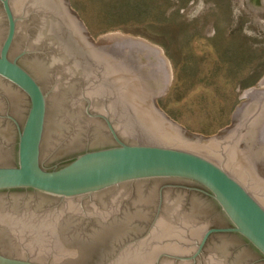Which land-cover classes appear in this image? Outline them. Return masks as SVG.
<instances>
[{"label": "water", "instance_id": "water-1", "mask_svg": "<svg viewBox=\"0 0 264 264\" xmlns=\"http://www.w3.org/2000/svg\"><path fill=\"white\" fill-rule=\"evenodd\" d=\"M0 4L6 21L5 25L0 15V78L18 87L30 102L19 129L17 165L0 166V191L32 190L64 201L129 183L191 182L204 189L230 227L204 232L202 215H193L179 202L170 206L173 201L167 195L154 233L203 234L200 247L209 235L235 234L264 261V84L239 96L247 100L242 110L235 111L230 126L210 138L191 136L155 103L161 101L173 74L170 62H163V50L125 35L113 36L119 42L97 46L68 0H0ZM248 4L255 18L264 14V0H244L243 7ZM11 50L14 56L24 51L11 60ZM34 50L44 60L42 70L50 69L48 80L31 67L33 55L26 54ZM20 59L47 93L19 64ZM54 77L59 82L51 89ZM72 78L80 83L67 112L63 103L72 92ZM50 90L51 105L58 110L56 126L65 120L73 123L70 144L84 127L94 134L98 131L84 113L87 107V111L105 112L94 118L105 121L111 145L86 149L61 168H44L40 157ZM52 131L47 129L43 158L63 135ZM62 224L61 218L48 216H24L22 221L43 235L54 234ZM0 264L41 263L0 254Z\"/></svg>", "mask_w": 264, "mask_h": 264}, {"label": "flooded vegetation", "instance_id": "flooded-vegetation-1", "mask_svg": "<svg viewBox=\"0 0 264 264\" xmlns=\"http://www.w3.org/2000/svg\"><path fill=\"white\" fill-rule=\"evenodd\" d=\"M0 10L5 21L1 4ZM12 50L11 60L24 51L14 56ZM28 52L26 55H33L31 67L43 80H48L50 69L48 73L44 72L41 68L45 65L44 60L35 56L40 52ZM21 60L19 64L29 71ZM35 79L46 92L38 78ZM71 80L72 92L63 103L67 112L71 111L69 101L80 83L78 78ZM57 82L59 78L51 80V89ZM51 92L47 99L46 129L40 157L44 168H61L86 149L111 145L112 137L105 121L94 118L95 115H105V112L87 111V107L84 113L97 125L98 131L94 134L84 127L70 144L73 123L65 120V124L56 126L58 110L51 105ZM29 106V98L18 87L0 78V166L17 165L19 129L24 124ZM47 129L62 131L63 135L43 158ZM203 190L186 181L152 180L142 182L141 186L129 183L89 197L64 201L32 190L0 191V254L41 264H264L262 256L235 234L209 235L200 247L203 234L154 233L167 195L173 201L170 206L179 202L193 215L200 213L206 223L204 232L229 228L230 224L218 206ZM24 216L59 217L65 224L59 225L52 235L36 234L34 229L22 225Z\"/></svg>", "mask_w": 264, "mask_h": 264}, {"label": "rangeland", "instance_id": "rangeland-1", "mask_svg": "<svg viewBox=\"0 0 264 264\" xmlns=\"http://www.w3.org/2000/svg\"><path fill=\"white\" fill-rule=\"evenodd\" d=\"M68 1L95 42L125 35L163 50L173 74L155 103L188 135L230 126L239 96L264 82V14L244 0Z\"/></svg>", "mask_w": 264, "mask_h": 264}, {"label": "bare ground", "instance_id": "bare-ground-1", "mask_svg": "<svg viewBox=\"0 0 264 264\" xmlns=\"http://www.w3.org/2000/svg\"><path fill=\"white\" fill-rule=\"evenodd\" d=\"M114 42H119V38H113V36H108V37H105V38H102L99 40V42L97 43V46L98 45H104V44H109V43H114ZM150 48H152L150 45H149ZM163 62H167L164 57H163ZM262 83V82H261ZM264 84V82L262 83ZM258 90V89H257ZM257 90H250L244 94H247V93H250V92H254V91H257ZM247 99V98H246ZM245 104V103H244ZM244 104L238 109V110H242Z\"/></svg>", "mask_w": 264, "mask_h": 264}]
</instances>
